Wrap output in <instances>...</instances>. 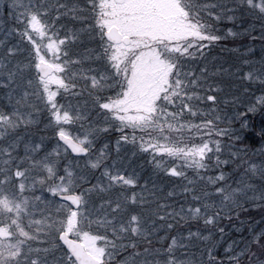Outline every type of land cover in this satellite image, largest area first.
I'll return each mask as SVG.
<instances>
[{
  "label": "snow or ice",
  "instance_id": "obj_1",
  "mask_svg": "<svg viewBox=\"0 0 264 264\" xmlns=\"http://www.w3.org/2000/svg\"><path fill=\"white\" fill-rule=\"evenodd\" d=\"M8 7L12 25L0 29V264H119L115 257L129 249L131 259L124 264H224L217 259L220 250L228 264H264V159L249 160L246 150L231 145L221 158L218 140L189 147L163 135L167 126L235 143L252 136L264 141V119L256 128L249 115L264 118V24L259 37H252L262 41L259 62L242 53L247 67L234 65L241 91L257 82L261 86V94L253 92L229 122L238 127L179 119L198 115L201 100H218L212 93L219 72L204 51L226 38L217 23L235 26L245 12L264 21V0H241L236 6L216 0H84L83 5L80 0H10ZM226 35L240 38L243 32L229 28ZM193 61L200 63L193 66ZM77 76L92 100L86 110L57 99L60 89L80 94L73 91ZM53 83L57 91L51 90ZM90 117L95 119L81 134L72 136L65 128ZM41 124L54 145L43 135L32 138ZM128 128L161 134L142 140L138 151L151 157L154 173L186 181L179 185L183 199L176 189L160 187L152 173L142 175L131 160L107 162L111 150L104 134L121 133L119 154L121 140L136 145L135 136L124 134ZM164 157L184 165L165 166ZM184 167L194 170V179ZM45 189L60 199H42ZM37 202L43 205L38 219ZM253 209L259 210L260 226L249 219ZM160 232L170 243L139 250L140 243L159 240Z\"/></svg>",
  "mask_w": 264,
  "mask_h": 264
},
{
  "label": "trees",
  "instance_id": "obj_2",
  "mask_svg": "<svg viewBox=\"0 0 264 264\" xmlns=\"http://www.w3.org/2000/svg\"><path fill=\"white\" fill-rule=\"evenodd\" d=\"M49 2H54V0H49ZM216 2L223 3L229 6H236L241 3V0H216ZM9 3L10 0H0V29L8 28L12 25V18L8 15ZM80 3L83 5L84 0H80ZM236 11L239 16V8H237ZM262 24H264V21H261L258 17L253 16L251 13L248 12L244 13L243 21H240L238 19V22L235 24V26L227 20L217 23L216 26L219 29V33L225 35L226 38L214 43V45L211 46L210 51L208 49H205L204 51L207 53V56L211 58V63L217 65V70L219 74L213 77V80L218 87L212 94L216 95L218 97V100L215 104H213L212 101L201 100L199 103V107L202 108L200 109V113L196 116H190L185 113L182 117L179 118L181 123L203 125L206 120L213 119L218 128H228L229 126L233 128L238 127L237 123L233 122L230 124L229 122L235 121L237 119V113L245 109L246 102L252 99L253 92H255V95L257 96L261 94L258 91L259 87L261 86L259 85V82H257L255 84H252L246 91H241L238 73L237 75H232V73L236 72V68L234 67V65H242L244 67H247V65H244L243 61L241 60L242 53L245 57L251 56L252 60L257 63L261 59L260 46L262 41L259 38L253 40L252 37H259ZM229 28H233L234 31L240 30L241 32H243V35L240 38L227 36L226 34ZM245 28H247L249 31L244 32ZM0 36H3L2 31H0ZM28 47H31V45H28ZM248 47H251L253 49L251 53H249ZM21 59H23V57H21ZM193 64L195 66L196 63L194 62ZM244 83L247 84L248 82L244 81ZM80 86L83 89L79 90H81L83 94L88 95L87 89L84 87V81L80 83ZM73 91L75 92L76 90L74 89ZM200 94L201 96H203L204 93L200 92ZM237 97H239V99H237ZM76 100H78V98H76ZM241 101H244V103H242ZM90 102L92 104L91 98ZM210 105L212 107H209ZM249 115L251 116L250 123L253 124L256 128H259L261 120L264 118H262L259 113H250ZM92 119H95V117H90L89 120L85 121H77L76 123L79 126H81V124H84L85 127H80L84 131L87 125L92 121ZM165 128L166 130L163 135L167 136L169 140L174 144L188 142V144L191 146L193 144H199L201 142L196 141V139H202L204 141H208L210 139L213 141L218 140L221 144L222 149L220 153L221 158H225L227 156L229 146L231 145L233 149L239 148L242 152L246 150L247 158L249 160L259 162L261 159H264V157L260 155L261 148H264V141H261L258 136L250 137V139L245 143H235L234 141H229V138L226 136L209 137L203 132H197L195 129H174L168 131L167 126H165ZM140 132L141 131L139 129H136L135 131L131 128L125 129L124 134L127 135L129 139H131L133 136L136 137V145H133L131 143L125 144V142L121 140V144L124 146L122 147L119 159L131 160L132 165L136 167L137 171H140L142 175L145 172L152 173V179L156 181V183L160 187L164 188L165 190L176 189L178 193V198L183 199V196L179 195V185L181 184V182H183V179L167 176L163 172L154 173L151 165H148V161L144 159L145 154H143V152L138 151L137 146L139 145L138 141L140 138H146L144 136L153 138L156 136H160L161 134L159 132L151 130L148 132H143L147 135H142V133ZM33 133L34 135L32 138L34 140L39 141L40 137L43 135L47 137V144L54 145L55 142L50 136V130H45L43 124H41L38 129L34 128ZM104 136L107 137L110 150L114 151L115 148H117L116 141L120 138L121 133L119 131L113 130L109 133L104 134ZM193 141L194 143H192ZM166 142L167 141L164 139L159 140V143L161 144H164ZM212 146L214 147V143L212 144ZM70 158H73L72 155L70 156ZM212 171H214L217 175L219 174L217 170ZM236 171L239 172L240 170ZM227 174L231 176L233 175V171L231 169H228ZM229 183H232V180H229ZM188 197L189 199L191 198V193H188ZM258 212V209H253L252 216H250L249 219L254 220L255 224L257 226H260L261 218ZM190 223L192 225V230L195 231L196 222L192 221ZM225 223H228V221L225 220ZM187 227L188 225H182V228ZM186 234L187 232L184 233V235ZM158 235L161 238L159 240L153 239L152 245H147L146 243L142 242L138 245V248L141 247L142 251L147 246L163 248L166 243H170V241L168 240V236L164 232H160L158 233ZM162 238L167 239L162 240ZM236 238L239 239L238 233L236 234ZM229 243H231V241H229ZM192 251H195V247L192 248ZM126 259H131L130 254L127 255ZM157 259L159 260V257H157ZM217 259L224 261V264H228V257L224 254L223 250H220V254L217 256Z\"/></svg>",
  "mask_w": 264,
  "mask_h": 264
},
{
  "label": "rangeland",
  "instance_id": "obj_3",
  "mask_svg": "<svg viewBox=\"0 0 264 264\" xmlns=\"http://www.w3.org/2000/svg\"><path fill=\"white\" fill-rule=\"evenodd\" d=\"M35 39H36L37 43H41V38L40 37H35ZM47 58L49 60L52 59L51 53H48ZM194 62L196 64L200 63V61H193V63ZM193 66H194V64H193ZM73 70L75 71V67L74 66H73ZM56 75L59 76V77H63L64 76L63 73H57ZM75 79H76V84H77V87H76L77 89L75 88V90L77 92L76 91L75 92L76 93H80V94L79 95L64 94L63 89H60L59 91H60L61 95H58L57 99L61 103L70 102L71 105L73 106V108H79L81 110H86V109L91 107L90 97L87 94H83V92L81 91L83 88L80 86V83H82L83 80L80 79L78 76ZM50 88H51L52 91H57V85L54 84V83L52 85H50ZM79 89H81V90H79ZM76 98H78V100H76ZM199 108L202 109L201 107H199ZM171 110H173V109L169 108V111H171ZM80 127L81 126L77 125L76 122H74L72 124H69V125H65L66 130L72 136H76V135L81 134L83 132V130ZM140 133H142V135H147L146 133H143L142 131ZM144 137H146V138H142V139L140 138L139 139L138 144H140L142 140L143 141H148L149 139H151V138H149L147 136H144ZM196 141L199 142V141H202V139H196ZM97 143H99V141ZM192 143H194V141ZM181 145L182 146L183 145H188L190 147L188 142L181 143ZM209 146L213 147L212 144H210ZM101 147H102V145H101ZM61 150L63 151V148ZM121 151H122V148H120L119 154H118L117 153V148H115L114 151L111 150V155L109 156V160L107 162L111 163L112 161L116 160L119 157V155H121ZM143 154H145L144 159H146L148 161V165L150 164L151 167H152L151 157L148 155V153H143ZM211 154L212 153H209V155H211ZM158 159H159V157H158ZM163 159L165 160V166L173 165V166H176V167L179 168V167L184 165V161H181V160H175V159L168 158V157H164ZM184 171H185V173H186V175L188 176L189 179H194L195 178V172H194L193 169L184 167ZM201 174H204L203 170H201ZM176 178H178V177H176ZM182 181L183 182H181V184L186 183V181H184V180H182ZM26 195H28V194L26 193ZM35 195H37V196L41 195V190H40V186L39 185L37 186V190L35 192ZM58 198L59 197H53L51 195V193H49L46 189L43 191L42 199L58 200ZM37 208H38V210L36 212V218L38 219L40 217L39 209H42L43 205H40L39 202H37ZM185 236H187V234ZM166 239L167 238H162V240H166ZM29 243H31V242H29ZM32 243H35L37 246H39V242H32ZM147 247H149V246H147ZM139 250L142 251V248L140 247ZM131 252H132V249H129L127 252H121L120 255H117L115 257V261H118L119 264H124V260L126 259L127 255L130 254Z\"/></svg>",
  "mask_w": 264,
  "mask_h": 264
},
{
  "label": "water",
  "instance_id": "obj_4",
  "mask_svg": "<svg viewBox=\"0 0 264 264\" xmlns=\"http://www.w3.org/2000/svg\"><path fill=\"white\" fill-rule=\"evenodd\" d=\"M62 144H63V141H60ZM65 147H67L66 145H64ZM69 150V152L71 153V149L69 148L68 149ZM73 155V157H75V154H72ZM62 243V242H61Z\"/></svg>",
  "mask_w": 264,
  "mask_h": 264
}]
</instances>
